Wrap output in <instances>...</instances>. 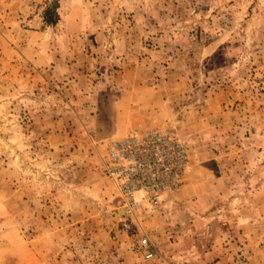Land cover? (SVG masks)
Masks as SVG:
<instances>
[{"label": "rangeland", "instance_id": "obj_1", "mask_svg": "<svg viewBox=\"0 0 264 264\" xmlns=\"http://www.w3.org/2000/svg\"><path fill=\"white\" fill-rule=\"evenodd\" d=\"M122 94L142 129L188 143L191 198L216 190L200 241L232 242L239 264L251 243L264 264V0H0V264H28L24 250L56 248L57 232L58 264H123L108 249L168 212L166 199L122 217L102 170ZM236 213L256 219L240 238Z\"/></svg>", "mask_w": 264, "mask_h": 264}, {"label": "crops", "instance_id": "obj_2", "mask_svg": "<svg viewBox=\"0 0 264 264\" xmlns=\"http://www.w3.org/2000/svg\"><path fill=\"white\" fill-rule=\"evenodd\" d=\"M51 63H54V61L49 60V55L42 60V65ZM74 66L80 67L79 64H74ZM55 69L58 70V67H56ZM54 72L58 73L55 70ZM120 93H124V91H121ZM133 97L134 95L126 96L122 94L120 95V99L117 100L116 98V100L111 104V106H114L116 104V106L118 107V114H114V118L117 121V127L120 125V127H118V130L116 131V133H118V139L124 138L129 134L131 130H136L137 128L135 127H139L142 129L147 125L144 124V121H142V116L137 117L136 114H142V110L139 106L134 107L132 105L131 98L133 99ZM124 108L125 111L128 110V113L130 114L126 115L122 113L121 109ZM98 118L100 117L98 116ZM155 119L157 120L156 117ZM188 179L189 178H187V181ZM199 190V186L197 187L196 184L187 182L186 185L178 193H176L172 197L167 198L168 201H165L163 207L167 208L168 212L166 211L165 213V211L163 210L164 214H155L154 212L153 216L149 215V217H145L148 226H146V228H143V230L145 231L144 233L150 238L152 242L156 244V247L158 248L156 249L158 253H156L155 257H153L152 259H146L142 252L136 253L133 251V243L136 239L135 236H128L127 243H122L117 248H113V246H111L110 248L108 247V250H115L117 254L123 255L125 260L123 264H239L235 259L236 252L238 254L240 253L239 248H236V246L232 245V242H230L231 247H227L225 242H221L220 239H218L214 246L209 247L208 243L205 244L203 241H200V238H202L201 236L204 234V231H208L209 227L206 219L210 216V214L205 213L201 210V213H203V215H201V213H199L198 211V208L210 207L214 202V199L211 198L212 191L216 190L210 187L209 189L205 190L208 191L206 193L207 195H209L208 197H206L204 194L199 198H191L195 191ZM182 208H184L185 210ZM204 213L206 214L207 218H204ZM241 218L237 213L236 215L229 217V221L235 229L233 232L234 234H232L233 238H240L242 229L241 224L245 226L243 221H246V218H250L248 219L249 226L247 228L249 231L251 223H255L256 220L254 219V221H252L251 215L249 213L243 215ZM62 234L63 232L52 234L60 237V239L57 241L58 245L56 246V248L49 246L48 248H46V250L42 249L41 253H38L27 247L24 251L28 259V264H58L59 257L56 256L59 255L60 251L62 250V248H60V241L63 239ZM196 237L199 239V242ZM72 239H75V236L73 234ZM220 242L222 244H220ZM111 245L114 244L112 243ZM247 247L248 246L244 248V251L247 250L250 258L253 254L251 261L249 258L248 264H258L256 260L255 246L250 243L248 249ZM93 251L94 255H96L95 250ZM250 251H252V253H250ZM68 253L69 252H61V254H63L62 258L69 257ZM158 254H160V256ZM259 254L260 256H264V251L259 250ZM22 263L23 262L18 261V264ZM90 264L97 263L95 261V263ZM110 264H112V262Z\"/></svg>", "mask_w": 264, "mask_h": 264}, {"label": "built area", "instance_id": "obj_3", "mask_svg": "<svg viewBox=\"0 0 264 264\" xmlns=\"http://www.w3.org/2000/svg\"><path fill=\"white\" fill-rule=\"evenodd\" d=\"M101 166L116 189L120 209L132 217L140 206L156 208L183 187L191 166L190 148L173 129H136L107 145ZM136 247L146 259L155 256L147 235Z\"/></svg>", "mask_w": 264, "mask_h": 264}, {"label": "bare ground", "instance_id": "obj_4", "mask_svg": "<svg viewBox=\"0 0 264 264\" xmlns=\"http://www.w3.org/2000/svg\"><path fill=\"white\" fill-rule=\"evenodd\" d=\"M120 212H121V214H122L123 217H125V216L128 217V214H126L122 209H121ZM138 240H140V237H138V238L136 239V241H135V245H136V242H137Z\"/></svg>", "mask_w": 264, "mask_h": 264}, {"label": "trees", "instance_id": "obj_5", "mask_svg": "<svg viewBox=\"0 0 264 264\" xmlns=\"http://www.w3.org/2000/svg\"><path fill=\"white\" fill-rule=\"evenodd\" d=\"M48 14H50V12H49V11H48ZM48 23H49V24H55V23H56V21L48 20Z\"/></svg>", "mask_w": 264, "mask_h": 264}]
</instances>
